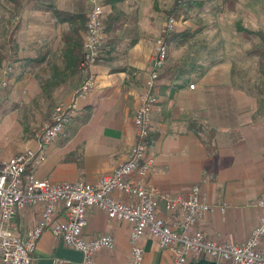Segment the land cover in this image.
I'll return each mask as SVG.
<instances>
[{
    "label": "crops",
    "instance_id": "crops-1",
    "mask_svg": "<svg viewBox=\"0 0 264 264\" xmlns=\"http://www.w3.org/2000/svg\"><path fill=\"white\" fill-rule=\"evenodd\" d=\"M103 2L104 20L119 11L120 25L109 31L112 36L104 42L92 67L93 89L78 102L77 114L47 145L45 161L35 168L39 178L93 183L123 161L134 143L133 116L146 77L144 66L153 54L155 38L161 35L165 16L160 7L144 15V0H117L114 6ZM164 3L161 0L165 8ZM55 10L61 11L62 17L77 13L86 17L88 4L84 0H33V54L25 49L32 39L27 20L20 22L13 35L21 41L18 59L28 63L33 58V113H43L41 121L33 119V124H43L53 105L69 100L82 80L75 63L82 46L78 49L72 40L65 41L69 22ZM243 17L255 20V11L247 10ZM243 25L251 30L264 29L255 22L247 25L243 21ZM209 30L206 34L213 32L211 37L195 42L189 50L178 43V36L167 43L166 60L155 87L158 101L151 110L147 151L154 163L147 181L162 191L181 195L197 184L202 199L213 206L211 211L201 213L197 227L208 238L241 243L261 215L252 202L264 197V68L257 55H246L250 41L239 33L237 22L228 28ZM83 32L81 29V37ZM107 33L103 30L106 41ZM203 44L205 54L198 57ZM183 63L186 70L181 75L178 67ZM13 75L0 90V106L18 101L16 91L10 88ZM46 98L49 100L45 103ZM0 124L13 123L11 119ZM32 142L34 146L35 136L29 145L23 144L22 150ZM7 145L0 141V148ZM115 195L129 200L122 193ZM158 210L167 220L162 201H158ZM39 212V206L19 211L13 219L17 233L23 236L26 228L36 223ZM86 218L84 236L110 233L114 238L112 248L94 254L93 264H128L130 224L108 218L95 206L87 209ZM139 244L143 248L142 264H173L171 249L150 236L144 235ZM260 248L264 249V236ZM0 264L6 263L0 259ZM30 264H82V253L46 229L37 239ZM185 264L234 263L191 255Z\"/></svg>",
    "mask_w": 264,
    "mask_h": 264
},
{
    "label": "built area",
    "instance_id": "built-area-1",
    "mask_svg": "<svg viewBox=\"0 0 264 264\" xmlns=\"http://www.w3.org/2000/svg\"><path fill=\"white\" fill-rule=\"evenodd\" d=\"M84 1L88 10L82 37L83 54L78 64L82 80L69 100H60L53 105L48 118L35 134L34 146L0 161V259L6 264H30L37 239L48 229L66 245L81 251L82 264H93L98 250L114 245L110 233L94 237L83 235L87 209L95 206L108 218L130 224L128 264H142L143 248L139 240L144 235L170 248L173 264H185L191 255L227 259L234 264H264V249L260 248L264 236V197L252 202L259 207L261 215L244 242L217 241L205 236L197 227L201 213L213 209L202 199L197 184L181 195L162 191L147 181L154 163L153 156L147 151L151 110L158 101L155 87L167 55V44L161 35L155 38L153 54L144 66L146 77L133 116L135 140L126 158L93 183L78 179L50 181L37 177L35 168L45 161L47 145L77 114L78 102L88 96L95 84L92 67L103 46L105 4L103 0ZM175 24L174 18L165 21L168 30H173ZM12 70V64L2 67L0 90L7 85ZM116 192L128 196L129 200L118 199ZM158 201L163 202L167 220L159 213ZM33 206L40 207L38 220L21 236L13 226V219L19 211Z\"/></svg>",
    "mask_w": 264,
    "mask_h": 264
},
{
    "label": "rangeland",
    "instance_id": "rangeland-1",
    "mask_svg": "<svg viewBox=\"0 0 264 264\" xmlns=\"http://www.w3.org/2000/svg\"><path fill=\"white\" fill-rule=\"evenodd\" d=\"M171 1L164 0L165 8L169 6ZM236 7L234 11H229L222 7L221 0H212L210 3L203 1L199 7H195L187 15L176 20L173 30L177 33L181 31V34H185L184 36L181 34L178 36V43L185 44L186 50H189V47L194 45L195 42L207 41V38H210L213 34L211 28L217 26L228 28L229 25L236 24V22L243 24L244 21L247 25L255 22L257 26L264 27V0H238ZM157 8L163 12L164 7L161 4V0H144L142 12L144 15H147L148 12ZM221 10H225L227 13L221 15L218 12ZM247 10L255 11V20L246 21L243 15ZM237 11L240 14L239 16L237 15ZM217 14L219 15L218 18ZM24 20L29 22V32H32V39L28 41L27 48L25 49H27L28 53L33 54V0H20L19 7L17 8L14 7L11 1L0 0V54L2 55L0 58V69L6 64H12L11 77L14 73V78L10 88L16 91L15 98L18 100L16 103L13 101L6 106H0V122L5 121L7 123L8 121L11 122L12 119L13 123L0 124V141L8 143L4 148H0V159H5L16 151H21L24 148L23 144L25 142L29 145L33 141V136L40 130L42 125L33 124V119L41 121L43 115L40 112H37V114L33 113V68L29 62L27 63V61L18 59L19 52L21 51L17 48L21 44V41L20 39L17 41L16 37H13L19 28L20 22L22 23ZM191 28L194 29L191 30ZM208 28H210L209 32L212 33L207 35ZM204 54L205 48L203 44V48H198V57ZM15 61H18L16 65L14 64ZM48 100L46 98L44 102L46 103ZM3 115L6 116L1 119ZM31 146H33V142Z\"/></svg>",
    "mask_w": 264,
    "mask_h": 264
},
{
    "label": "trees",
    "instance_id": "trees-1",
    "mask_svg": "<svg viewBox=\"0 0 264 264\" xmlns=\"http://www.w3.org/2000/svg\"><path fill=\"white\" fill-rule=\"evenodd\" d=\"M9 1H11V3L14 5L15 8L19 7L20 0H9ZM103 1L109 2L114 6L115 1L117 0H103ZM203 1L210 3L212 0H172L169 6H167L163 10L165 19L168 20L169 18H174L175 20H178L182 16L187 15L189 11H191L195 7H199L200 3H202ZM221 1H222V7L224 9H227L229 11L235 10L237 5V0H221ZM55 12L57 13V15L62 17L63 13L61 11L55 10ZM118 14H120L119 11H117L115 15L114 14L111 15L109 19L107 18L103 21L104 25L106 23L105 28H103V30L108 32L106 35L107 41L106 40L103 41V46H104V42L105 43L108 42V36L110 35L112 36L111 33L113 32V28H116L117 26L120 25L121 20H119L120 18ZM62 18L69 22V33H68L69 36L66 35L65 41H67L68 43L70 40H72L74 42V45L79 49V46H82V37L80 35V30L85 29L87 16L85 17L82 14L77 13L75 15H72V17L70 15H64V17ZM110 30L111 33H109ZM237 30L243 36L244 39L250 41V46L246 50V55L247 56L257 55L262 60V66L264 68V29L259 28V29L251 30L245 27L243 24L237 22ZM180 34L181 33H177L174 30H168L165 25L163 26L161 32V36L163 37V40L165 41L166 44L171 39H173V37L180 36ZM181 35L184 36L185 34H181ZM254 37H257L258 39L257 38L255 39ZM82 54H83V48L78 52V56L76 58L75 63L78 62L79 64L82 58ZM1 56L2 55L0 54V58ZM29 63L33 68V58L29 59ZM184 65L178 67V71H180L181 75L183 74L182 71L186 70Z\"/></svg>",
    "mask_w": 264,
    "mask_h": 264
}]
</instances>
